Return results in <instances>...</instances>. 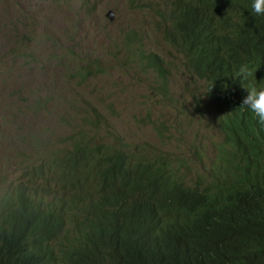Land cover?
Wrapping results in <instances>:
<instances>
[{"label":"trees","instance_id":"1","mask_svg":"<svg viewBox=\"0 0 264 264\" xmlns=\"http://www.w3.org/2000/svg\"><path fill=\"white\" fill-rule=\"evenodd\" d=\"M94 1L82 0L81 6ZM131 1L141 11L140 2ZM251 4L167 0L159 12V31L153 33L159 38L154 43L164 44L170 58L143 51L139 56L149 60L165 88L182 58L190 82L183 90L193 96L199 111L207 100L225 102L228 112L213 121L224 140L216 147L210 173L201 169L193 179L184 169L193 175L203 163L193 158L186 166L177 155L163 156L156 145L137 147L146 158L133 168V152H125L129 146L120 137L112 136L119 146L110 148L97 146L80 131L72 137L74 151L60 157L61 166L74 176L76 171L84 173L92 156L106 159L114 153L102 171L101 203L80 215L78 198L58 199L53 225L39 217L30 227L2 219L7 225H0V264H264V125L239 108L246 92L233 79L247 63L259 70L257 82L250 80L246 86L264 87V17L256 16ZM64 6L77 8L67 1ZM149 35L134 31L130 44L143 46ZM100 119L93 117L94 126ZM91 130L98 136V129ZM124 171L128 174L117 175ZM24 206L21 201L25 211Z\"/></svg>","mask_w":264,"mask_h":264},{"label":"rangeland","instance_id":"2","mask_svg":"<svg viewBox=\"0 0 264 264\" xmlns=\"http://www.w3.org/2000/svg\"><path fill=\"white\" fill-rule=\"evenodd\" d=\"M65 1L77 8L69 9ZM137 1L141 11L131 0H96L84 7L82 0H0V221L17 226L24 221L30 227L29 213L52 224L58 199L78 198L80 215L101 203L102 171L114 153L106 159L92 156L84 173L74 176L61 166L64 153L74 151L69 136L80 131L110 148L119 146L112 136L120 137L129 146L125 152H133V168L146 158L139 155L141 143L156 145L163 156L185 155L188 162L201 147L204 166H211L216 148L210 118L217 103L200 112L192 95L175 105L164 101L162 83L139 56L143 51L170 58L164 44L154 43L159 38L153 33L159 31V12L167 0H149L153 6ZM134 31L151 38L128 47ZM69 68L86 70L91 78L79 83L69 78ZM172 72V87L178 89L180 76L188 79L182 58ZM96 115L101 116L98 127ZM77 144L83 142L77 139Z\"/></svg>","mask_w":264,"mask_h":264},{"label":"clouds","instance_id":"3","mask_svg":"<svg viewBox=\"0 0 264 264\" xmlns=\"http://www.w3.org/2000/svg\"><path fill=\"white\" fill-rule=\"evenodd\" d=\"M251 10L252 12L256 15V16H260V17H264V0H252V4H251ZM109 18L111 19V14L109 15ZM128 47H132L133 48V43L130 44L129 38H128ZM150 54H156L155 52H150L147 55ZM147 62V67L149 70H151V72L155 73V70L151 67L149 60H146ZM259 70V68H256L254 66H251L250 64H242L239 66V68L236 70L235 74H234V82L238 81L241 88L246 92V95L243 97V99H241L240 101V107L241 109H245L250 111V113H252L254 115V117L256 118V122L260 125H264V87H260L258 88L256 86V83H253L251 86H246L248 84V82L251 81H256V72ZM88 73V71L86 70H82L81 72H76L73 68H69V78L75 80H79V83H81L82 78L84 77V74L86 76V74ZM90 74L87 78L85 79H89L91 78ZM187 78H189L187 75H185ZM180 84H179V88L178 89H173L172 87V82L170 81L167 85V88H165L162 84V89H163V93L161 94V97L164 99V101L167 104H173L175 105L176 103H178L179 101H182L185 99V97L189 94H186L185 91L183 90V86L190 83L187 79L182 78L180 76ZM161 82V81H160ZM257 82V81H256ZM162 83V82H161ZM203 87L205 86V84H202ZM207 90V89H205ZM194 100V99H193ZM195 102V101H194ZM210 102H216L217 106L214 109V115L210 118V122L212 124V128L214 131V134L210 136V141H211V145L212 147H218V145L223 142L224 140V135L221 132V130H216L213 124V121L219 117V116H223L225 115L228 111L225 108L226 104L223 101L220 100H207L206 105L204 107H208V104ZM196 104V102H195ZM204 107L203 110L200 112H204ZM203 115L205 116L206 114L203 113ZM219 115V116H218ZM101 118V116H100ZM217 122V120H216ZM95 122H93L94 125ZM86 129V128H85ZM76 135V134H72L71 136H69L68 140L69 141V145L72 147L73 145V140L72 137ZM32 140H35L34 137H32ZM126 144V143H125ZM141 145L143 146H139V147H146V146H152V144L150 143H141ZM201 147H197L196 150L190 155L191 156V160L193 158L197 159L200 163H203V166H200L198 168H196L193 172V175L191 172H189L187 170V167L184 169V171H186L187 173H189L191 175V177L194 178H198L199 177V171L201 169H203V171L205 173H210L209 169H211L212 167V161L211 160V166L209 168H206L204 166V157L202 155V151L200 150ZM183 158L184 160H186V156L185 155H177V158ZM215 157H217V149L215 152ZM214 157V158H215ZM191 162L186 161L185 165H190ZM198 175V176H197ZM57 202V201H56ZM54 202V204L56 203ZM53 204V205H54ZM54 209V208H53ZM25 217L34 221L36 220V217H39L40 220L42 221V217L39 214H35V215H31L29 213L25 214ZM63 218L62 220L64 221ZM69 219V218H67ZM43 222V221H42ZM66 225H70L71 221H69V223H65ZM53 225V223H52ZM46 231H49V226H46ZM16 235V233H15Z\"/></svg>","mask_w":264,"mask_h":264},{"label":"water","instance_id":"4","mask_svg":"<svg viewBox=\"0 0 264 264\" xmlns=\"http://www.w3.org/2000/svg\"><path fill=\"white\" fill-rule=\"evenodd\" d=\"M112 19V18H111Z\"/></svg>","mask_w":264,"mask_h":264}]
</instances>
